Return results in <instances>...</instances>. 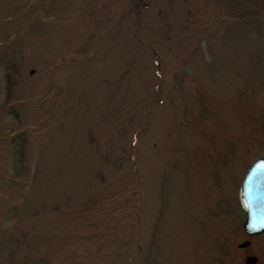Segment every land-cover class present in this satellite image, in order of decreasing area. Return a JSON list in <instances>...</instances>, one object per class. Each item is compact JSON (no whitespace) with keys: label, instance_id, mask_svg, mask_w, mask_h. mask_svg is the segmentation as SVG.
Wrapping results in <instances>:
<instances>
[{"label":"rangeland","instance_id":"374dc122","mask_svg":"<svg viewBox=\"0 0 264 264\" xmlns=\"http://www.w3.org/2000/svg\"><path fill=\"white\" fill-rule=\"evenodd\" d=\"M259 156L264 0H0V264H225Z\"/></svg>","mask_w":264,"mask_h":264},{"label":"water","instance_id":"95a60500","mask_svg":"<svg viewBox=\"0 0 264 264\" xmlns=\"http://www.w3.org/2000/svg\"><path fill=\"white\" fill-rule=\"evenodd\" d=\"M240 198L246 220L244 228L249 233L264 231V157L259 158L246 174L241 189Z\"/></svg>","mask_w":264,"mask_h":264},{"label":"flooded vegetation","instance_id":"af4514ba","mask_svg":"<svg viewBox=\"0 0 264 264\" xmlns=\"http://www.w3.org/2000/svg\"><path fill=\"white\" fill-rule=\"evenodd\" d=\"M238 231V234L235 235V237H241V241L236 244V247L234 244L232 245V251L225 252L228 259L231 260V264L240 263V259L243 261L244 264H264V253L260 252L258 250V247L256 246L257 243L262 242L264 243V233L259 235H252L250 236L247 234L244 230L241 229H234L232 231Z\"/></svg>","mask_w":264,"mask_h":264}]
</instances>
